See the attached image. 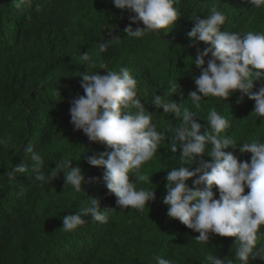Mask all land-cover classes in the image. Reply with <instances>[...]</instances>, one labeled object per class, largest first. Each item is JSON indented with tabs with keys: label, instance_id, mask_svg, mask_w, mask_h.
Wrapping results in <instances>:
<instances>
[{
	"label": "trees",
	"instance_id": "16d2710c",
	"mask_svg": "<svg viewBox=\"0 0 264 264\" xmlns=\"http://www.w3.org/2000/svg\"><path fill=\"white\" fill-rule=\"evenodd\" d=\"M214 5L226 15L225 30L242 35L247 31L264 32V8L251 7L245 0H175L179 19L169 26L168 30L172 29L141 39L126 37L123 29L134 13L116 8L113 0H32L31 7L21 9L12 0H0V137L10 138L0 145V264H154V255L171 259L174 264H207V254L233 259L234 237L212 234L209 244H199L194 240L199 233L166 215L167 206L162 203L165 176L169 168L180 163L179 146L172 153L166 141L141 168L150 182L137 187L153 189L156 200L149 201L143 210H121L102 179L105 169L89 165L86 156L82 157L87 148V155L110 149L99 142L90 143L82 131H75L69 114L70 101L84 94L77 75L86 68L80 65L79 55L89 51L108 69L123 66L130 70L137 80L141 103L156 115L158 130L164 129L169 120L178 123L150 100L154 94L163 95L174 87L172 99L180 102L182 94L184 106L192 107L188 93L195 90L193 77L200 72L191 63L197 47L207 45L201 42L193 46L187 33L193 27L191 19L208 15ZM137 26L132 24L134 29ZM139 26L143 27L142 23ZM109 30L115 31L120 40L99 53L95 46L108 38ZM92 70L105 74L98 67ZM254 83L259 87L264 80ZM240 95L234 93L228 101L205 98L199 115L206 118L207 112L216 108L232 122L226 136L231 135L238 143L264 140V124L251 114L255 102L244 97L237 103ZM28 142L45 158V173L55 163L71 158L72 166L79 165L86 180L95 179L84 184L79 193L64 186L62 172L43 187L29 179L30 170L8 179V170L23 162L22 148ZM226 151L250 162V153L241 155L232 148ZM201 158L211 159L197 157ZM187 183L192 186L191 179ZM247 191L245 188V194ZM91 198L100 201L101 209H112L108 222L82 217L86 221L83 225L65 232L62 217L78 213ZM262 243L264 240L258 239V247ZM249 264H264V260L250 259Z\"/></svg>",
	"mask_w": 264,
	"mask_h": 264
},
{
	"label": "clouds",
	"instance_id": "9594fccd",
	"mask_svg": "<svg viewBox=\"0 0 264 264\" xmlns=\"http://www.w3.org/2000/svg\"><path fill=\"white\" fill-rule=\"evenodd\" d=\"M12 2L17 9L32 6V0ZM113 3L118 9L134 13L130 24L123 29L130 39H141L149 33L160 36V30H168L179 19L175 0H113ZM245 3L264 8V0H245ZM191 21L193 27L187 36L193 46L201 42L207 45L203 49L197 47L191 63L200 72L193 77L195 90L188 93L192 107L184 106L182 94L180 102L172 99L176 94L174 87L163 95L154 94L150 100L156 109L172 114L178 123L169 120L164 129L158 130L154 122L156 115L141 103L137 80L130 70L123 66L118 70L108 69L107 65L98 64L89 51H81L79 55L80 65L86 68L77 75L84 94L70 101V123L75 131H82L90 143L99 142L110 149L99 155H87L86 147L82 157L86 156L89 165L105 169L102 179L121 210H143L149 201L156 200L153 189L137 187L139 183L150 182L141 168L166 141L172 153H176L179 146L180 163L178 167L169 168L165 176L166 193L162 203L167 206V217L199 233L194 238L199 244H209L212 234L235 238L233 259L207 254V264H249L250 259L264 260V243L259 247L257 244L258 239L264 240V231H261L264 226V140L238 143L231 135L226 136L232 122L216 108L209 110L206 118L199 115L201 101L205 98L228 101L239 92L237 103H242L244 97L254 101L251 114L264 124V84L256 87L254 83L264 80V32L247 31L242 35L225 30L222 26L226 15L215 5L208 15L203 18L197 15ZM141 23L143 27L139 26ZM132 24L138 26L134 29ZM119 40L116 32L109 30L108 38L98 41L95 47L99 53H104ZM97 67L104 69L105 74L92 70ZM197 117L206 124L198 122ZM9 139L0 137V145ZM229 148L238 149L241 155L250 153V162L241 161L234 152L226 151ZM22 152L25 154L23 162L8 170L10 180L30 170L29 179L43 187L62 172L64 186L79 193L84 184L95 179L86 180L82 168L72 166L71 158L55 163V167L45 173V158L31 142L23 146ZM203 156L211 159H197ZM190 179L192 186L187 183ZM245 188L248 189L246 194ZM111 210L101 209L100 201L91 198L82 204L78 213L62 217V229L76 231L86 222L82 217L107 223ZM152 259L154 264H174L173 260L159 255Z\"/></svg>",
	"mask_w": 264,
	"mask_h": 264
}]
</instances>
